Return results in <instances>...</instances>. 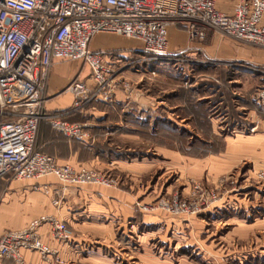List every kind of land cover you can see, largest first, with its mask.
<instances>
[{
	"label": "rangeland",
	"instance_id": "374dc122",
	"mask_svg": "<svg viewBox=\"0 0 264 264\" xmlns=\"http://www.w3.org/2000/svg\"><path fill=\"white\" fill-rule=\"evenodd\" d=\"M185 27L188 42H197L196 47L189 46L186 50L175 48L172 52L170 44L169 52L160 56L162 58L147 62L142 60L144 56H155L146 55L143 50L125 54L124 57L128 58L124 59L122 72L129 69L135 73H148V77L122 76L129 86L120 90L127 98L123 102L122 116L117 118H129L125 115L132 114L133 118L145 121L148 126L142 129V133L139 129L138 133H133L142 136L143 143L118 139L115 147L118 151L120 145L122 153L116 152V155L125 156L130 150L132 156H137L146 140L150 158L155 156L153 151L158 147L175 148L183 157L194 158L182 157L175 169H161L159 176L164 174V178L158 185L159 191L142 203H154L175 193L182 198H191L196 184H200L203 190L216 191L218 200L195 215H175L162 210L141 212L139 203V212L147 215L148 219H115L106 236L81 241L76 239L78 231L75 226L67 222L70 237L72 232L75 236L63 241L68 242V251L61 255L59 249L52 247L57 251L58 259L46 263L264 264V105L253 99L255 91L263 83L264 48L213 29H207L203 36H192L188 26ZM101 34L121 38V41L107 38L105 42L108 43L143 46L138 39L113 33L98 35ZM213 38L217 40L216 46L211 45ZM209 57L261 58L257 63ZM189 69H194L191 76ZM236 75L238 80L231 82ZM142 85H147L144 86L147 89ZM171 89H176V96L182 99L184 111L180 115L190 116L191 121H187L192 123L191 128L174 126L172 118L177 120L176 113H167L157 106L160 97H165ZM199 98L203 101H198ZM48 99L46 95L45 112ZM248 109H253L255 114L248 115ZM143 113L145 116L142 118ZM210 113H213L212 117L208 116ZM12 118L8 114L0 115V124ZM211 118L216 121L212 122ZM88 120L93 119L87 117ZM158 120L163 121L159 128L156 127ZM254 120L259 121V128L252 125ZM164 123L167 126L163 127ZM213 123L219 127L215 128ZM234 127L254 135L249 140L243 137L244 143L233 144L234 140L226 137L234 136ZM253 128L255 131L249 134ZM233 145L240 148L239 152H231ZM109 175L117 180V184L107 187L123 185L119 176ZM157 179L158 176L154 179L150 176L151 187ZM6 263L14 264L7 259L0 260V264Z\"/></svg>",
	"mask_w": 264,
	"mask_h": 264
},
{
	"label": "built area",
	"instance_id": "2783aa9c",
	"mask_svg": "<svg viewBox=\"0 0 264 264\" xmlns=\"http://www.w3.org/2000/svg\"><path fill=\"white\" fill-rule=\"evenodd\" d=\"M264 0H239L231 14L217 7V0H0V115L13 118L0 124V179L39 180L54 176L65 185L114 186L109 174L71 163H60L37 146L40 124L49 121L70 138L89 136L90 124L69 123L45 112L46 91L56 61L82 60L90 68L92 85L76 77L67 90L76 96V107L100 99L113 102L117 91L128 88L121 76L122 57H109L90 48L99 33H113L142 42L145 62L169 52L170 25L186 24L192 36L207 29L264 48ZM253 99L264 105L263 83ZM142 114V118L144 117ZM50 191L48 185L36 189ZM192 197L175 193L154 203H140L141 212L162 210L175 215H195L219 198L216 191L195 185ZM57 194L53 203L61 206ZM49 223L55 240L70 237L68 223L43 214L26 227L8 230L0 237V260L33 264L25 251L42 261L58 259L39 228Z\"/></svg>",
	"mask_w": 264,
	"mask_h": 264
},
{
	"label": "crops",
	"instance_id": "0c3cea01",
	"mask_svg": "<svg viewBox=\"0 0 264 264\" xmlns=\"http://www.w3.org/2000/svg\"><path fill=\"white\" fill-rule=\"evenodd\" d=\"M237 2L238 0H217V7L221 11L231 14ZM185 26L187 25L169 26L168 37L172 52L175 51V48L176 50L180 48L186 50L189 46L196 47L198 45L197 42H188V32ZM107 38L121 41V38L116 36L97 34L92 39L90 48L93 51L105 52L109 57H122L121 63L118 64L122 68L124 67V59L128 58L124 57L125 54L128 52L132 53L133 50H142L143 47L131 43L125 45H120V42L108 43L105 42ZM210 42L212 46L217 44V40L214 38ZM209 58L258 63L261 57ZM189 71L191 76L194 69H189ZM143 75L148 77V73L147 75L146 73H135L129 69L121 72V76L127 78L138 79ZM76 77L86 80L90 85L93 84L90 79V68L82 60L56 61L53 64L46 91V95L49 98L46 112L48 115L58 116L69 123H83L87 122V117L92 118L93 120H88L87 122L90 124L89 136L84 139L70 138L64 133L53 129L49 121H43L40 124L37 146L41 151L56 157L60 163H71L77 167L98 169L111 175H117L122 179L123 185L120 187L103 185L72 186L65 185L52 176H46L39 180L0 179V237L8 230L26 227L32 219L43 214L55 215L60 219L66 220L71 226H75L78 231L75 234L78 241L94 236H106L107 233H110V226L115 222V219H148L147 215L139 212L138 204L148 201L149 198L155 196L159 191L158 185L164 178V174L159 176L161 169H175L176 163L177 165L181 163L183 155L177 152L175 148L158 147L153 151L155 156L150 158L149 145L145 142L146 140L144 141V147L140 148V154L137 156H132L130 150L127 151L128 154H125V156L116 155V152L122 153L119 151L120 145L118 146V151L117 147H115L118 139L139 140L143 143L142 136L138 137L133 133H138L139 131V133H142V129L146 128L148 124L143 120L136 119V117L133 118L132 114L125 115L129 116V118H117L118 115L122 116L123 102L127 98L123 91H117L113 103L97 99L87 106L76 107V96L66 89ZM139 80H143V78ZM236 80H238V75L231 78V82ZM144 86L147 87V85H142V88L147 89ZM142 92L144 90L139 93L140 96ZM205 97L207 98V96ZM179 99L180 97L176 96V89H171L166 93L165 97H160L157 106H160L162 111L167 113H170V111L176 113L177 120L169 116L172 118L174 126L191 128L193 126L192 123L187 121V119L190 120V116L180 115V112L184 111L182 109L184 104L181 102L182 99ZM197 100L203 101L202 98ZM246 113L253 116L255 111L248 109ZM212 115L213 113H210L208 116L212 117ZM211 121L215 122L216 120L211 118ZM162 123L163 121L158 120L156 127L159 128ZM251 123L252 125L256 124L258 128L260 127L259 121L254 120ZM165 126H167L166 123H164L163 127ZM213 126L215 128L219 127V125L216 126V123H213ZM220 127L223 128L224 126ZM138 129L139 131H137ZM234 129L232 132L234 136L226 137V139L232 138L234 140L233 144L244 143L242 141L245 140L244 138L249 140L254 135L245 134L246 132L243 129L236 127ZM255 129H251L249 134L253 133ZM233 146L231 147V152H239L240 148ZM185 157L194 159L190 158V156H184L183 158ZM210 157L213 158L215 156ZM150 176L151 179L158 176L157 183L153 187L150 186ZM37 185L41 187L48 185L50 191L46 193L43 188L37 190ZM150 188L152 189L150 190ZM57 194L62 196L61 206L59 207L53 203ZM101 219H107V222H103ZM102 225L105 227H102ZM39 231L48 245L59 249L61 255L66 254L68 242L63 243V241L55 240L49 223L43 224ZM72 234L69 237L70 239L75 237L73 232ZM78 248L79 246L76 249ZM25 255L29 261L35 264H48L42 261L40 255L36 252L25 251Z\"/></svg>",
	"mask_w": 264,
	"mask_h": 264
}]
</instances>
